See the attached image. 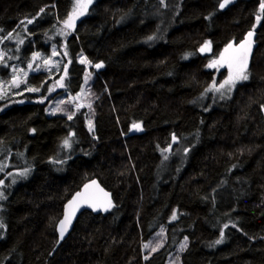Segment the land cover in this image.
Returning <instances> with one entry per match:
<instances>
[{"label": "trees", "instance_id": "1", "mask_svg": "<svg viewBox=\"0 0 264 264\" xmlns=\"http://www.w3.org/2000/svg\"><path fill=\"white\" fill-rule=\"evenodd\" d=\"M220 1L177 0L164 20L155 13L165 11V1L93 0L67 40L73 91L84 72L79 52L103 64L94 67L91 85L92 134L84 111L72 120L45 116L39 103L0 111V164L27 168L1 203L0 264H165L185 238L180 264H264V0H236L225 11ZM72 2L0 0V39L13 33L2 50L18 34L24 40L15 54L8 51L0 77L12 62L24 67L35 52L63 41L54 34ZM249 32V79L228 101L198 106L213 79L224 77L215 78L208 63ZM205 41L210 53L191 56ZM47 81L42 72L26 80L32 87ZM68 137L69 156L61 159ZM94 178L111 192L112 207L81 213L56 248L64 203ZM161 227L166 241L145 258L144 242Z\"/></svg>", "mask_w": 264, "mask_h": 264}, {"label": "rangeland", "instance_id": "2", "mask_svg": "<svg viewBox=\"0 0 264 264\" xmlns=\"http://www.w3.org/2000/svg\"><path fill=\"white\" fill-rule=\"evenodd\" d=\"M160 1H161V3H164V1H165V4H163L165 11L163 13H155V16L158 19L167 20L172 15V13L174 12L175 9H174L173 3H175V1H177V0H168V1L163 0V2H162V0H160ZM92 2H93V0H92ZM74 6H75V0H73V2H72V9H71L70 13L72 12ZM89 6H88V8H89ZM86 14H87V11L85 12L84 15L79 16L75 20V24L80 19H82L84 16H86ZM57 29L59 31L61 29H63V31L67 32V35L58 34L59 31H56V34H54L56 37L62 38L63 41L60 43H51L50 49H49L50 51L47 54L45 52H38L40 54V56L37 57L35 60H33V55H32L30 61L28 62V64L32 63L33 67H35L38 64L40 66L39 70L33 71V70H30L28 68V64L23 67V66L15 63V62H12V64L9 66L8 77L6 79H3L2 77H0V85H2L5 89H8L6 97L4 99H0V103H3V105L0 108V111L6 109L10 105H23V104H32V103L44 104V114L47 117H55V116L67 117L68 112H75V114H76L79 111H84V113L86 115V119H85L86 129L88 130L89 133L92 134L94 131L93 106H94V103L96 101V98H95V94L93 92L91 85H92L93 80L96 76V74H95L96 71L94 70L95 65H93L89 62L81 63V59L86 58V56L83 52H79L77 54V63L84 67V72L82 73V80H81L80 87L78 88L77 91H73L74 84H70V82L68 83V80L70 79V76H71V74H70L71 62L69 63V61H71V59L68 56L69 49L67 47V40H68L70 34L73 32L74 27L71 29H66V28H64V25L61 22L59 24V26H57ZM20 36H21V34L20 35L18 34V35H16V37H14L13 41L10 42V46L8 48V51L12 50L14 54H15V52L18 51V47L20 46V44L17 43V38H20ZM20 39H23V38L21 37ZM251 40L253 43H252V50H251V53L249 56V61H250V57H251L253 48L255 46V43L253 41V35L251 37ZM1 45H2V43H0V53H3V60L0 61V66L2 65L4 60H6L10 57V53H8V51H6L4 49L2 50ZM54 45H55V48L57 51V54L55 56H53V46ZM202 46H200L196 51L189 52L190 55L195 56L197 54L198 55L209 54L210 50H211V45H210V49L205 50L204 52L200 51V48ZM224 48H223V50H224ZM35 53H37V52H35ZM46 58L49 60L48 64L44 63V60ZM86 60H87V58H86ZM65 64L68 65L67 75H65V70H64ZM13 68L22 69L23 72H27L28 73L27 77L30 74H34V73H39V72L45 73L46 77L48 78V81H47L46 85L42 86V87H32L27 82L21 83L18 88L14 87L12 84V80H13L14 75L19 76L20 79H23L25 81L27 80V77L23 76V72H14ZM207 68L210 70H213L215 72V78L218 76L219 73L224 72V77L221 78V80H217V78L215 79L217 81V83L222 82L228 75V69L226 66L220 67L218 71L216 68H209L208 65H207ZM248 69H249V62H248ZM88 74H90V75H88ZM248 75H249V71H248ZM61 76H65V80H64V83L66 84L65 88H61L56 84V81L59 80ZM86 80H87V83H85ZM247 80L238 81L230 92L222 89L221 92L224 93L223 96L221 95V92H215V91H207L206 92V91H204L202 93V95L199 97V99L197 100V103H198L197 105L200 107H206L207 108L210 106L219 105L220 103H224L231 98V95H232L235 87L238 84L245 82ZM29 87L39 88L40 91H38V92L27 91V88H29ZM49 88H52L54 90L49 91ZM82 88H84L85 91L80 96H78L76 98V100H69L70 96H76L78 93H81ZM41 100H43V102H40ZM61 100L65 101V103L61 104L60 107L62 109L68 110V112H65V111L54 112V109L56 108L57 103H59ZM19 101H23V102L21 103ZM77 104H83L84 107L80 108L79 111H77V109H76ZM89 104L91 105L90 108L88 107ZM203 105H205V106H203ZM89 120H91L92 131H89V123H88ZM134 129L138 130L135 127H134ZM138 131L141 132L140 128ZM67 140L69 141V145L67 147L64 146V141L60 146V149H62L60 152L61 159L69 156L67 153L71 149L72 140L69 137L67 138ZM70 140H71V144H70ZM175 143H177V141H175L174 144ZM186 144H187L186 141H184L183 143H180L175 148V151L173 152L174 154L172 153L173 155H171L172 156L171 158L174 159L177 154L179 155L180 152H182L185 149ZM168 153H169V151H168ZM184 156H185V152L182 153V155H180V157L178 158V160L175 163L176 165L174 166V168L177 165L180 166L182 164V162H183L182 159L184 158ZM181 157H183V158H181ZM163 160H165L164 155H163ZM13 167H14L13 164L5 162V160L2 162V164H0V181H3V183H0V193H3V198L0 199V209H1V203L4 200V196H5L6 192L8 193L13 188V186L16 184V182L18 180L22 179L23 177H25V175H26V169L27 168L20 169L17 167L16 168L15 167L13 168ZM178 167L176 169H178ZM11 168H12V170H10ZM175 216L178 217L179 214L176 213ZM165 241H166L165 231H164V228L161 227L146 242H144V244L142 246V251H143L144 256L150 257V255L153 252L157 251L158 249H160L162 247V245L164 244ZM184 243H185V239H184V241H182V243H180L176 247V249H174L173 251H171L168 254L165 264H180V253L182 252L181 244H184ZM146 244L148 245V247H145Z\"/></svg>", "mask_w": 264, "mask_h": 264}, {"label": "snow or ice", "instance_id": "3", "mask_svg": "<svg viewBox=\"0 0 264 264\" xmlns=\"http://www.w3.org/2000/svg\"><path fill=\"white\" fill-rule=\"evenodd\" d=\"M163 2V0H162ZM230 0H223V3L220 4L221 8H224L227 3H229ZM92 3V0H75V6L72 10V12L69 14L68 18L65 19L62 23L64 25V28L71 29L75 26V20L79 17L85 14V12L88 9V6ZM260 8L262 11H264V2L261 3ZM44 10L41 9V12ZM259 20V17H257ZM23 23V22H21ZM33 20L28 19L27 24H32ZM27 30V25H25V31ZM58 34L67 35V32L63 31L61 29ZM253 33L249 32L244 40L240 41L239 43L229 42L224 50L219 54V57L214 58L210 61L208 64L209 68H216L217 71L220 67H227L228 69V75L227 77L222 81L217 83L215 79H213L212 84L207 88L205 91H215V92H221V90H225L230 92L232 88L235 86V84L238 81L241 80H247L249 78L248 75V62H249V56L252 50V37ZM13 36L12 32L7 33L6 36L3 37V39H0V43L3 42V40L11 39ZM149 39H152V37H149ZM17 43L22 45L24 43L23 39L17 38ZM210 49V42L205 41L204 45L200 48L201 52H204L205 50ZM57 54L55 45L53 46V56ZM67 54V53H66ZM40 54L34 53L33 54V60H35L37 57H39ZM12 57H9L11 59ZM3 60V53H0V61ZM71 61H69L70 63ZM88 61L86 58L81 59V63H87ZM45 64L49 63V60L46 58L44 60ZM7 66V65H5ZM95 67L97 69L103 67L102 63L95 64ZM28 68L30 70L36 71L39 70L40 66L37 64L35 67H33L32 63L28 64ZM67 68L68 65H64L65 75H67ZM14 72H23L22 69L13 68ZM28 73L23 72V76L27 77ZM90 75V74H88ZM65 76H61L59 80L56 81V84L61 87L65 88L66 84L64 83ZM21 83H26L25 80L20 79L19 76L14 75L12 84L14 87H19ZM87 83V80L85 81ZM54 89L49 88V91H53ZM27 91L30 92H38L40 91L39 88H27ZM85 91L84 88L81 89V93H78L76 96H70L69 100H76L78 96H80ZM8 89H5L2 85H0V99H4L7 95ZM22 94V93H21ZM223 92H221V95L223 96ZM23 102V101H19ZM40 102H43L41 100ZM65 103V101L61 100L59 103H57L56 108L54 109V112L56 111H65L68 112L66 109H62L60 107L61 104ZM84 107L83 104H77L76 109L79 111L80 108ZM88 107L90 108L91 105L89 104ZM75 115V112H68L67 118L69 120L73 119V116ZM89 131H92V124L91 120H89ZM133 127L137 128L139 130L140 126L137 124H134ZM172 140L175 142L177 140V137L175 135L172 136ZM69 141L66 139L64 141V146H68ZM171 146H169V149H165V151L170 150ZM167 159V157H165ZM27 171V170H26ZM0 183H3V181H0ZM95 185L97 189H99V186L96 185V181H92L91 184H85L84 191L78 192L76 195L68 202V204L65 205V212H64V218L59 221V234L60 237L63 238L65 232L68 230L69 225L72 222L73 217L76 215V212L79 210L81 205H88L93 209V211H96L98 208H102L103 210L107 211L110 207H112V202L110 199H107L106 201L101 200L98 196H96L94 193L90 192L89 189L92 188V186ZM100 192L103 193L104 197H108L109 194L107 192H103V189H99ZM3 198V193H0V199ZM173 219L176 218L175 213H173ZM2 226V225H0ZM235 226V225H233ZM225 228L228 227V225H224ZM225 233L221 231L220 233V239H217L215 241L216 244H220L223 242ZM145 247H148L146 244ZM186 247V238L185 243L181 244V250ZM147 258V257H145Z\"/></svg>", "mask_w": 264, "mask_h": 264}, {"label": "water", "instance_id": "4", "mask_svg": "<svg viewBox=\"0 0 264 264\" xmlns=\"http://www.w3.org/2000/svg\"><path fill=\"white\" fill-rule=\"evenodd\" d=\"M221 3H223V0H221V1L219 2V4H218V10H219V11H225V10L228 9L230 6H232V5L235 4V3H236V0H230V2L227 3V4L225 5L224 8H221V7H220V4H221ZM95 69H96L97 71L100 70V68L97 69L96 67H95ZM262 117H263V124H264V111H263V113H262ZM92 181H96V185L99 186V189H103V192H107V193L109 194V196H108V197H104V196H103V193L100 192L99 189H97L95 185H93L92 188L89 189V191L92 192V193H94L96 196H98V197H99L101 200H103V201H106L107 199H110L111 202H112V194H111V192L108 191V190H106V189H105V188L99 183V181H98L97 179L94 178V179L88 180V181H86V182H85V183L79 188V190H77L73 195H71V197H70V198L64 203L63 208H62V215H61V218L59 219V221L62 220V219L64 218L65 205L68 204V202H69V201H70V200L76 195V193H78V192H83V191H84V186H85V184H91ZM109 209H110V208H109ZM109 209H108V210H109ZM108 210H107V211H108ZM86 211L89 212V213H91L92 215H100V214H103V213L106 212V211L103 210L102 208H98L96 211H93V209H92L91 207H89L88 205H86V204L81 205V207L79 208V210L76 212V215L73 217L72 222H71V224L69 225L68 230L65 232L63 238H61V237H60V234H59V221H58V222L56 223V226H55V232H56V236H57V242H56V245H55L56 248H57V247H58V246H59V245H60V244L66 239V237L69 235V233L71 232L72 227H73V225H74V223H75L77 217H78L81 213L86 212Z\"/></svg>", "mask_w": 264, "mask_h": 264}, {"label": "bare ground", "instance_id": "5", "mask_svg": "<svg viewBox=\"0 0 264 264\" xmlns=\"http://www.w3.org/2000/svg\"><path fill=\"white\" fill-rule=\"evenodd\" d=\"M73 194H74V193H73ZM73 194H72V195H73Z\"/></svg>", "mask_w": 264, "mask_h": 264}]
</instances>
